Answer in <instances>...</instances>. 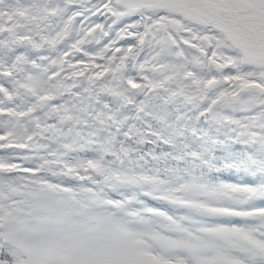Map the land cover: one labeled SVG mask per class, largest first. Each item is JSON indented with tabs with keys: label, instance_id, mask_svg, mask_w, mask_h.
<instances>
[{
	"label": "snow or ice",
	"instance_id": "snow-or-ice-1",
	"mask_svg": "<svg viewBox=\"0 0 264 264\" xmlns=\"http://www.w3.org/2000/svg\"><path fill=\"white\" fill-rule=\"evenodd\" d=\"M0 264H264V0H0Z\"/></svg>",
	"mask_w": 264,
	"mask_h": 264
}]
</instances>
